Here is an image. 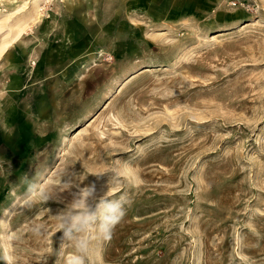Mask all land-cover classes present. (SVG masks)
<instances>
[{"label": "rangeland", "instance_id": "rangeland-1", "mask_svg": "<svg viewBox=\"0 0 264 264\" xmlns=\"http://www.w3.org/2000/svg\"><path fill=\"white\" fill-rule=\"evenodd\" d=\"M17 21L0 58V264L71 254L55 219L71 196L24 183L64 173L130 202L102 264H264V0L0 1L3 35Z\"/></svg>", "mask_w": 264, "mask_h": 264}, {"label": "clouds", "instance_id": "clouds-1", "mask_svg": "<svg viewBox=\"0 0 264 264\" xmlns=\"http://www.w3.org/2000/svg\"><path fill=\"white\" fill-rule=\"evenodd\" d=\"M24 183L29 194H35L39 188L40 199L45 202L54 199L65 203L61 194L67 192L71 196L55 215L62 247L66 242L72 248L70 255L62 257L63 264H102L98 245L111 238L113 229L126 215V205L130 203L127 196H115L109 182L100 189L96 183L81 186L76 173H64L58 187L44 188L29 181L27 176ZM44 228L38 224L33 231L39 233ZM3 259L5 264H10L6 256Z\"/></svg>", "mask_w": 264, "mask_h": 264}, {"label": "bare ground", "instance_id": "bare-ground-1", "mask_svg": "<svg viewBox=\"0 0 264 264\" xmlns=\"http://www.w3.org/2000/svg\"><path fill=\"white\" fill-rule=\"evenodd\" d=\"M3 23L4 22H2V24ZM2 24L0 25V36H2L0 37V58L5 55L7 49L11 47L10 44L16 42L21 37L23 31V27L19 25L20 21H17L16 24L11 27L10 32L3 35L2 30L4 26H2Z\"/></svg>", "mask_w": 264, "mask_h": 264}, {"label": "built area", "instance_id": "built-area-1", "mask_svg": "<svg viewBox=\"0 0 264 264\" xmlns=\"http://www.w3.org/2000/svg\"><path fill=\"white\" fill-rule=\"evenodd\" d=\"M235 5V4H234Z\"/></svg>", "mask_w": 264, "mask_h": 264}]
</instances>
